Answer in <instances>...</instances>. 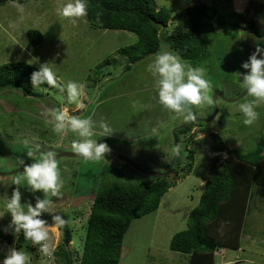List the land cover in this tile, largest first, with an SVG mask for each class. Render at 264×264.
Here are the masks:
<instances>
[{
    "label": "rangeland",
    "instance_id": "1",
    "mask_svg": "<svg viewBox=\"0 0 264 264\" xmlns=\"http://www.w3.org/2000/svg\"><path fill=\"white\" fill-rule=\"evenodd\" d=\"M258 1L261 3L262 0ZM66 2L68 0L28 2L22 4V12L14 2L0 4V65L25 63L39 69L41 63L50 62L60 84L86 82L85 95L81 99L87 105L86 109L76 108L75 104L68 103L66 94H60L55 88L31 87L29 90L35 95L30 96L16 90L0 95V173H3L0 175V193H10L15 187L8 186L21 172L12 173L22 168L17 158L30 163L21 151L18 138L72 153L71 141L76 138L75 134H54L51 124L41 116L45 108L58 106L70 115L106 120L116 132L110 137L97 134L94 138L106 143L110 152L122 155L134 166L111 155L100 161H85L69 155L58 157L64 188L60 198H53L52 214L67 217L72 230L69 250L74 259H79L87 218L99 184L116 182L136 186L149 179L148 173L166 172L174 157L172 131L186 122L182 117L170 120L168 110L155 99L154 80L146 69L156 53L126 69L127 59L118 51L136 44L137 37L127 31L91 27L85 17L75 22L62 18L56 9ZM155 2L159 8L168 9L171 15L160 31L158 52H173L165 37L187 31L189 23L185 9L188 6L199 2L207 4L209 15L212 8L225 16L234 11L230 0ZM30 29L42 34L43 40L36 47H32L26 38ZM258 44L264 47V36L256 37L242 29L221 28L210 34L204 57L199 61H188L193 66L206 68L216 98L211 106H193L197 119L214 117L208 123L199 122L179 137V173L185 174L189 163L191 171L183 179L168 174L167 180H176L175 186L161 197L156 211L131 222L123 238L118 264H188L187 255L171 251L169 244L176 233L187 229L188 214L198 206L214 160V142L210 135L217 134L224 148L241 153L254 150L256 139L264 136V104L257 108L258 120L252 126H245L238 110L245 90L235 83L234 76L238 71H245L241 65ZM161 122L166 126L154 135L153 128ZM189 138L191 142H188ZM21 191L24 199H31L29 193L24 189ZM253 195L248 202L239 250H224L222 257L215 256V264H264V191L256 188ZM45 218L50 220L48 214ZM9 220L10 216L5 215L0 219V225H6ZM50 236L56 252L61 243L60 234L50 230ZM12 244L11 235L0 233V259L7 246ZM30 258L31 264H55L54 258L46 260L41 255L37 259L30 255Z\"/></svg>",
    "mask_w": 264,
    "mask_h": 264
},
{
    "label": "trees",
    "instance_id": "2",
    "mask_svg": "<svg viewBox=\"0 0 264 264\" xmlns=\"http://www.w3.org/2000/svg\"><path fill=\"white\" fill-rule=\"evenodd\" d=\"M33 1L39 0H18V3ZM6 2L13 0H0V4ZM209 8L203 3L188 6L185 9L189 23L187 31L165 37L169 48L184 60H201L206 54L210 34L221 28L242 29L256 37L264 36V0L261 3L250 0L244 11H228L226 16L213 8L209 15ZM170 16V11L159 8L155 0H89L85 19L91 27L127 31L137 37L136 44L118 51L127 59L125 68L129 69L130 64L159 51L160 31ZM26 38L32 47L40 45L43 40L42 34L34 29L26 32ZM37 70L25 63L1 64L0 95L12 90L21 91L25 96L35 95L29 89L32 87L31 74ZM40 88L53 89L48 85ZM196 125L199 124L177 130V143L181 135ZM210 136L214 142V160L198 206L188 214L187 229L176 233L169 244L171 251L187 255L188 264H215V256L222 257L224 250H239L248 202L256 188L264 191V136L258 137L254 150L247 153L224 148L217 134ZM191 141L189 138L188 142ZM193 154L194 150L191 151ZM179 162L178 155L169 174L183 179L190 173L191 163L181 175ZM167 177L168 174L156 179L148 177L147 181L136 186L116 182L99 184L87 218L81 256L74 259L69 250L72 230L67 223L60 232L61 243L54 253L55 264H118L123 238L131 222L156 211L161 197L175 186L176 180L168 181ZM16 247L25 249L35 259L41 255L30 241L23 239L22 234L16 241Z\"/></svg>",
    "mask_w": 264,
    "mask_h": 264
},
{
    "label": "clouds",
    "instance_id": "3",
    "mask_svg": "<svg viewBox=\"0 0 264 264\" xmlns=\"http://www.w3.org/2000/svg\"><path fill=\"white\" fill-rule=\"evenodd\" d=\"M15 6L22 12L23 5L13 0ZM89 0H68L57 7L56 12L62 18L76 19L87 17ZM99 20V15L97 16ZM37 63L38 59L35 60ZM241 67L243 73L236 72L235 83L245 90L244 97L238 104L242 114L243 124L252 126L259 118L257 108L264 104V47L259 44ZM153 77L155 99L170 114V120L182 117L185 122L196 121L197 115L193 106H211L215 103L213 87L207 78V70L203 66H193L179 54L161 51L147 65L146 69ZM59 78L50 66V62L41 63L39 69L31 74L33 88L48 85L66 94L68 103L75 104L78 109H86L87 105L81 99L85 95L86 82L69 81L66 85L58 82ZM251 98V99H248ZM46 123H50L56 135L69 132L75 134L71 141V151L85 161H100L106 159L111 151L106 143L94 137H110L116 131L106 120H94L92 116L70 115L67 110L50 107L41 112ZM166 126L161 122L153 128V134ZM21 151L30 161L17 158L22 166L12 180L11 192L0 193V219L10 216L6 225H0V233L11 235L13 244L7 246L0 264H31L29 253L23 248H17L15 243L23 235L25 241H30L46 260L54 258L55 247L51 242L50 230L60 234L68 221L61 214H52L55 200L62 196L64 180L58 161L59 153L44 145L27 138H18ZM174 155L181 152L179 145L172 149ZM24 189L31 199H24L21 191ZM34 201V203H33ZM48 214L49 219L45 218Z\"/></svg>",
    "mask_w": 264,
    "mask_h": 264
},
{
    "label": "water",
    "instance_id": "4",
    "mask_svg": "<svg viewBox=\"0 0 264 264\" xmlns=\"http://www.w3.org/2000/svg\"><path fill=\"white\" fill-rule=\"evenodd\" d=\"M244 95V94H243ZM226 101H229L228 99H225ZM214 117V115H212V117L208 118V119H196V121H192V122H186L185 124L181 125V126H178L177 128H175L173 131H172V136H173V140H174V147L177 146V141H176V136H175V133L177 130H182L192 124H196V123H199V122H203V123H208L212 118ZM37 143H40V142H37ZM41 145H43L42 143H40ZM46 148H50L56 152L59 153V156L58 157H61V156H74V157H77V158H80L78 156H75L73 153H69V152H63V151H60L58 149H55V148H52V147H49V146H46L44 145ZM106 155H111V156H114L116 158H119L120 160H122L123 162H125L126 164H129L131 166H134L132 164V162H130L128 159H126L125 157H123L122 155L118 154V153H114V152H109L107 153ZM176 155H174L170 165H169V168L167 169L166 172L164 173H148L149 177L152 178V179H156V178H161V177H165L167 174L170 173L171 171V168L172 166L174 165V161L176 159ZM222 160L223 158L221 157L220 159V165L222 164ZM18 171H22V168L21 169H18L17 171H13L12 173H16ZM10 174V173H9ZM0 175H3V173H0Z\"/></svg>",
    "mask_w": 264,
    "mask_h": 264
},
{
    "label": "crops",
    "instance_id": "5",
    "mask_svg": "<svg viewBox=\"0 0 264 264\" xmlns=\"http://www.w3.org/2000/svg\"><path fill=\"white\" fill-rule=\"evenodd\" d=\"M249 1L250 0H230V4H232V6L234 7L233 8L234 11H236V12H242L246 8V6L249 3ZM194 4H196V3H194ZM121 253H122V251H121ZM223 255H224V253H223Z\"/></svg>",
    "mask_w": 264,
    "mask_h": 264
}]
</instances>
